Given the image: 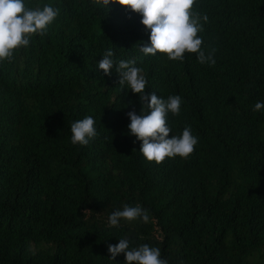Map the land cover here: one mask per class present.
Instances as JSON below:
<instances>
[{
	"label": "trees",
	"instance_id": "1",
	"mask_svg": "<svg viewBox=\"0 0 264 264\" xmlns=\"http://www.w3.org/2000/svg\"><path fill=\"white\" fill-rule=\"evenodd\" d=\"M58 9L43 36L0 62V264H125L109 245L160 249L167 264H264V0H196L201 50L170 61L145 55L150 31L118 4L24 0ZM134 61L145 94L179 95L167 116L171 136L198 137L186 159L156 164L129 134L138 95L121 90L113 66ZM92 116L98 135L71 144V124ZM140 206L149 221L108 217Z\"/></svg>",
	"mask_w": 264,
	"mask_h": 264
},
{
	"label": "clouds",
	"instance_id": "2",
	"mask_svg": "<svg viewBox=\"0 0 264 264\" xmlns=\"http://www.w3.org/2000/svg\"><path fill=\"white\" fill-rule=\"evenodd\" d=\"M99 8L118 4L122 8L140 14V23L150 31L148 46L139 50L145 55L164 54L170 61H183L185 53L196 54L200 64H215V49L207 55L201 50L202 38L198 36L202 29L201 20L207 22V15L193 11L196 0H91ZM58 9L49 5L30 9L24 0H0V62L9 60L15 50L27 47L33 35L43 36L47 27L55 20ZM113 51L104 53L98 69L109 75L115 65L119 75L121 90L126 88L138 95L142 107L140 114L128 113L129 134L140 142V154L146 162L162 163L165 158H188L198 143V137L192 134L190 127H185L179 136H171L167 125V116L180 114L182 99L179 95L161 99L155 93L145 94L146 78L143 69L134 66V61L120 60L114 64ZM264 109V103L257 102L254 112ZM71 144L86 146L97 135L95 120L86 116L71 124ZM140 218L149 221L148 212L140 206H125L122 210L112 212L108 217L109 227H116L121 220L131 222ZM111 259L123 253L125 264H167L160 258V249L142 245L129 250V242L119 239L118 244L109 245Z\"/></svg>",
	"mask_w": 264,
	"mask_h": 264
}]
</instances>
